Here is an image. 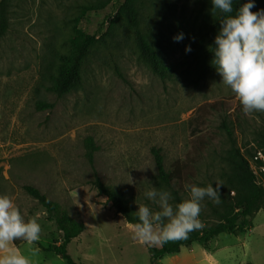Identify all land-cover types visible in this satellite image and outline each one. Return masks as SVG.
Wrapping results in <instances>:
<instances>
[{"label":"rangeland","instance_id":"obj_1","mask_svg":"<svg viewBox=\"0 0 264 264\" xmlns=\"http://www.w3.org/2000/svg\"><path fill=\"white\" fill-rule=\"evenodd\" d=\"M70 1L13 0L11 27L0 41V195L10 196L26 220L36 218L41 225L33 264L67 262L46 250L61 243L60 235L46 210L24 190L26 184L86 224L68 246L76 264H150L146 246L132 238L129 223L89 184L93 171L84 156V140L90 136L99 147L95 168L100 178L137 211L140 204L151 205L146 189H160L153 147L162 150L167 169L177 162L186 166L188 184L215 187L220 182L222 190L232 140L243 150L256 146L257 133L264 131V112L245 114L218 72L197 86L187 82L196 67L185 48L196 37L197 0H172V22L164 35L166 61L175 67L172 80L155 76L124 44L112 56L103 53L90 60L81 89L56 97L45 88L53 52L61 50V21ZM123 1L87 13L79 28L102 35ZM261 9L264 2L251 11ZM181 32L185 38L174 41ZM40 101L54 107L37 110ZM181 194L188 197L185 185ZM201 203L199 218L208 226L214 202L206 197ZM251 223L245 232L221 234L209 242L224 264H264V209ZM17 242L12 247L29 254V245Z\"/></svg>","mask_w":264,"mask_h":264},{"label":"trees","instance_id":"obj_2","mask_svg":"<svg viewBox=\"0 0 264 264\" xmlns=\"http://www.w3.org/2000/svg\"><path fill=\"white\" fill-rule=\"evenodd\" d=\"M113 0H72L65 6V17L61 28L63 40L61 50L53 52V64L48 72V92L56 97H63L83 87L85 71L94 57L109 53L110 56L122 47L129 45L137 55L139 61L158 78L163 81L175 77V67L166 61L164 35L172 22V0H124L115 16L111 19L105 33L100 36L88 34L79 28L80 20L89 12L105 9ZM247 0H236L234 11ZM264 0H255V3ZM13 0H0V41L6 36L11 27V8ZM196 37L190 40L191 51L188 58L196 67L187 76L189 84L197 86L213 76L217 70L212 63L214 59V39L221 27L219 14L212 12L211 0H197L194 11V30ZM115 70L118 68L115 65ZM120 75V74H119ZM53 103L37 102V110L52 109ZM229 139L232 140L231 129L224 123ZM257 145L245 150L237 146L233 139L230 149L224 158L226 172H224V186L220 190L221 203L210 205L212 223L203 229L189 234L187 240L168 242L163 246L148 247L150 264L167 255L179 253L183 247L195 243L208 244L221 234H237L251 228V220L261 209H264V173L257 175L251 162L259 149L264 150V131L257 133ZM85 159L92 168L93 178L89 184L99 195L107 197L112 202L117 213H120L127 223L138 222L136 210L129 206L127 199L117 190L109 187L97 173L95 168V154L99 150L92 137L84 140ZM157 175L156 182L160 189L172 192L174 203L185 199L181 191L187 180V168L177 162L174 167L167 169L162 150L153 147ZM24 190L34 198L47 212L49 218L55 222L61 243L52 246L51 251L61 256L67 264H76L68 253V246L72 240L78 238L86 229V224L72 218L69 212L57 202L51 200L38 187L26 184ZM15 246L19 242L13 243ZM57 244V242H56ZM251 264V263H247Z\"/></svg>","mask_w":264,"mask_h":264},{"label":"clouds","instance_id":"obj_3","mask_svg":"<svg viewBox=\"0 0 264 264\" xmlns=\"http://www.w3.org/2000/svg\"><path fill=\"white\" fill-rule=\"evenodd\" d=\"M236 0H211L212 12L219 14L220 29L214 39L213 54L222 83L229 87L239 100L245 114L264 112V9L251 11L255 0H247L234 11ZM184 33L173 37L176 42ZM186 52L191 47L186 46ZM206 187L185 185L188 197L178 203L172 192L151 186L145 198L155 205H138V222L128 224L132 238L142 245L163 246L168 242L187 240L189 234L205 227L200 220L202 201L207 197L221 203L220 182ZM41 225L36 218L26 220L14 200L0 195V264H33L39 253L35 247L41 239ZM17 240L29 245L24 254L12 247Z\"/></svg>","mask_w":264,"mask_h":264},{"label":"crops","instance_id":"obj_4","mask_svg":"<svg viewBox=\"0 0 264 264\" xmlns=\"http://www.w3.org/2000/svg\"><path fill=\"white\" fill-rule=\"evenodd\" d=\"M158 264H224V262L208 243L203 244L202 247L194 244L183 247L179 253L160 259Z\"/></svg>","mask_w":264,"mask_h":264},{"label":"built area","instance_id":"obj_5","mask_svg":"<svg viewBox=\"0 0 264 264\" xmlns=\"http://www.w3.org/2000/svg\"><path fill=\"white\" fill-rule=\"evenodd\" d=\"M252 168L257 175L264 173V150H257L252 162Z\"/></svg>","mask_w":264,"mask_h":264}]
</instances>
